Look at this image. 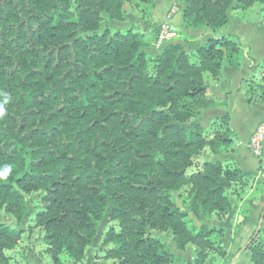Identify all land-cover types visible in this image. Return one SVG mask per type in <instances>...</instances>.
Masks as SVG:
<instances>
[{
  "label": "trees",
  "instance_id": "16d2710c",
  "mask_svg": "<svg viewBox=\"0 0 264 264\" xmlns=\"http://www.w3.org/2000/svg\"><path fill=\"white\" fill-rule=\"evenodd\" d=\"M131 1L0 0V209L16 222H0V264L21 239L31 193L51 264L81 262L107 212L102 245L115 264H183L153 232H170L180 251L192 245L193 264L227 254L211 238L223 230L189 227L172 193L188 187L194 217L223 218L228 192L246 184L235 163H197L205 151H235L228 115L187 126L221 102L207 95L205 74L219 81L224 61L238 63L239 44L223 35L192 53L169 43L149 57L141 33L102 28L106 17L123 21ZM234 1L264 9V0H186L182 26L220 29ZM259 73L249 103L254 93L264 103V61ZM245 250L250 264H264V223Z\"/></svg>",
  "mask_w": 264,
  "mask_h": 264
},
{
  "label": "crops",
  "instance_id": "0c3cea01",
  "mask_svg": "<svg viewBox=\"0 0 264 264\" xmlns=\"http://www.w3.org/2000/svg\"><path fill=\"white\" fill-rule=\"evenodd\" d=\"M155 7L147 21L141 22L135 14H131L129 22L136 25L137 31L144 35L146 46L143 51L150 55H156L154 42L149 38L154 32V24L167 20L174 24L177 36L171 43H179L187 53H192L195 47L206 42L210 38H219L223 35L233 36L239 44L238 63L229 65L224 61L221 69V78L217 82L205 79L208 83L207 95L219 100L215 106L205 109L202 114L191 120L192 123H199L207 127L215 119L225 115L229 116V125L235 134V151H221L218 154L203 152V161L228 160L235 163L246 178V184L241 190L240 197H233L232 208L223 218L194 217L190 211L182 210L187 218L192 220L195 227L206 225L211 228H220L223 235L219 243L226 248V256L221 264H248L249 259L245 246L251 235L264 223V143L262 154L254 156L246 147L247 139L257 124L264 118V103L259 100V93H254L252 102H248V88L252 81L260 79L259 65L264 61V9L254 12L246 9H237L236 1L228 9V23L226 26L212 30L202 27L196 29L182 26L181 12L173 11L168 14V2L164 8L154 0ZM186 0L182 4L185 6ZM256 4V3H255ZM178 26L181 27L178 30ZM175 33V34H176ZM174 34V35H175ZM199 164L202 162L198 159ZM169 246V250L175 254L182 255L183 264H193L194 248L190 245L184 251L176 249L170 238V232L155 233ZM225 262V263H224Z\"/></svg>",
  "mask_w": 264,
  "mask_h": 264
},
{
  "label": "rangeland",
  "instance_id": "374dc122",
  "mask_svg": "<svg viewBox=\"0 0 264 264\" xmlns=\"http://www.w3.org/2000/svg\"><path fill=\"white\" fill-rule=\"evenodd\" d=\"M158 1H159L158 4L161 8H164L168 2L169 4L168 6L170 7L167 10V16L173 11L181 12L182 4L184 3V0H158ZM260 7L261 5L256 3L253 5L252 8L248 10H250V12L251 11L257 12L259 11ZM153 9L154 8L149 3H142L139 0H132L129 4H126L125 19L123 21L112 20L106 17L104 22L102 23V28L107 26L113 30H119L122 32L126 31L127 29H133L135 32H138L137 31L138 27H136L134 23L131 24V22H129L130 15L135 14L141 22H144L149 19L150 14L153 11ZM162 22L166 23L167 25L169 23L165 19L163 21H159L158 23L154 24L153 26L154 32L150 33L152 36L149 38L150 40L154 42L153 47L158 52L157 54H159L162 51V49L164 48L166 44L171 43L173 41V38L177 36V33H176L177 31L174 28V34L175 33L176 34L170 38V41H167V43H162L160 46H156L158 34L160 31L159 26ZM169 24L174 26L173 23L172 24L169 23ZM180 29L181 27L178 26V30ZM143 42H144V46L141 47L142 50L147 45L146 39H144V35H143ZM148 56L153 57L155 55L148 54ZM205 79H208L207 74H205ZM187 126L189 125L187 124ZM198 159L201 162L203 161L201 157L200 158L197 157V160ZM194 170H195L194 167H190L187 170V173H191ZM235 192H238L237 194L239 195H236ZM240 193H239L237 186H235L231 191L228 192L229 196H231L232 204H233V197H236V198L240 197L241 195ZM172 196L174 198V202L176 206L180 208L181 211L189 210L188 204H189L190 195L188 193V187H185L178 192H173ZM26 205H27V213L25 214L20 224V229L23 230L21 234V239L19 240V242L17 243L14 249L5 251V255L8 257L7 264H51L50 257L45 251L46 244L43 240L44 231L40 227H34L33 222H32L34 214L41 208V203H40V198H39L38 193H31V194L26 195ZM107 215H108V212L105 214L104 218L101 221L97 222L96 224L97 234L95 238L93 239L91 246L86 248L85 257L83 258V260L79 263H74L67 256H63L62 258L64 260V264H115L116 261H114L113 259L104 258V250L106 247L102 245V240H103L105 232L108 230L110 225L113 224V222L109 221ZM0 222L7 223L11 226H15L16 224L14 217L10 214L5 213L3 209H0ZM186 222L189 227H192L193 229H198V227L193 226L192 220H190V218H187V214H186ZM153 234L155 236H158L155 234V232H153ZM222 235L221 233H215L212 235L211 238L213 241H215L216 244H218L219 246H223L221 243H219L220 236ZM170 238H171V234H170ZM224 258L219 256L217 252L216 253L214 252L209 255V258L207 259V262H205V264H221V261ZM174 264H181V262L175 261ZM248 264H250V262Z\"/></svg>",
  "mask_w": 264,
  "mask_h": 264
},
{
  "label": "built area",
  "instance_id": "2783aa9c",
  "mask_svg": "<svg viewBox=\"0 0 264 264\" xmlns=\"http://www.w3.org/2000/svg\"><path fill=\"white\" fill-rule=\"evenodd\" d=\"M159 34L156 46L167 43L174 36V27L162 22L159 26ZM264 143V118L257 124L246 142L247 149L256 157L261 156Z\"/></svg>",
  "mask_w": 264,
  "mask_h": 264
},
{
  "label": "clouds",
  "instance_id": "9594fccd",
  "mask_svg": "<svg viewBox=\"0 0 264 264\" xmlns=\"http://www.w3.org/2000/svg\"><path fill=\"white\" fill-rule=\"evenodd\" d=\"M2 112H3V108H0V114H2Z\"/></svg>",
  "mask_w": 264,
  "mask_h": 264
}]
</instances>
